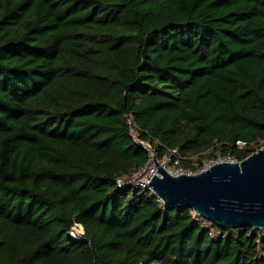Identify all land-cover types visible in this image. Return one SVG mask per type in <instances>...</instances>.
<instances>
[{"label":"trees","instance_id":"trees-1","mask_svg":"<svg viewBox=\"0 0 264 264\" xmlns=\"http://www.w3.org/2000/svg\"><path fill=\"white\" fill-rule=\"evenodd\" d=\"M130 117L185 172L262 149L264 0H0V264H264V230L118 187Z\"/></svg>","mask_w":264,"mask_h":264},{"label":"water","instance_id":"water-1","mask_svg":"<svg viewBox=\"0 0 264 264\" xmlns=\"http://www.w3.org/2000/svg\"><path fill=\"white\" fill-rule=\"evenodd\" d=\"M149 187L170 207L192 209L225 229L264 230V148L240 163L175 177L157 163Z\"/></svg>","mask_w":264,"mask_h":264},{"label":"built area","instance_id":"built-area-1","mask_svg":"<svg viewBox=\"0 0 264 264\" xmlns=\"http://www.w3.org/2000/svg\"><path fill=\"white\" fill-rule=\"evenodd\" d=\"M129 124H130V134L131 136L133 137V139L136 140V142L140 143L141 145H143L147 150L148 152L150 153V157L153 155V153H155L152 149H150V147L140 139V135L138 133V130H137V125L136 123L134 122L133 118L130 117V120H129ZM238 145L240 147H243L245 144L244 143H241L239 142ZM156 154V153H155ZM174 155L176 154V151H174L173 153ZM157 156V155H156ZM158 158V157H157ZM172 160V159H171ZM177 162V161H176ZM223 161H217L215 162V164L217 163H222ZM224 162H230V163H236V161L234 159H232L231 157L227 158L224 160ZM150 163H151V160L149 162V164L139 170L138 172H136L135 174H133L132 176L130 177H125V178H121V179H118L116 182H117V185L119 188L123 187V186H131V187H134L136 189H146L148 191H150L153 195H155L157 197V195L155 194V192L149 187V184L150 182L152 181L153 177L155 175H157L158 173V167H157V163H156V168H150ZM215 164L211 163L210 165H204V168L201 170V171H205L207 169H210L212 166H214ZM160 165V164H159ZM162 166V165H160ZM164 167V166H162ZM165 168V167H164ZM166 169V168H165ZM200 171V172H201ZM171 175L175 176V177H178V176H181V175H193L192 172H185L183 171L181 168H179L178 170L174 171V172H171L170 173ZM158 198V197H157ZM160 202L163 203V201L158 198ZM195 213V212H194ZM196 215V219H198V217L200 218L199 215ZM202 218V217H201ZM203 219V218H202ZM201 220V219H200ZM207 221V220H206ZM204 221L202 222V224L204 226H208L207 225V222ZM70 237L73 238V239H79L80 237L84 236L85 235V229H84V226L80 223H75L74 226L72 227L71 231H70ZM96 264V263H95Z\"/></svg>","mask_w":264,"mask_h":264},{"label":"rangeland","instance_id":"rangeland-1","mask_svg":"<svg viewBox=\"0 0 264 264\" xmlns=\"http://www.w3.org/2000/svg\"><path fill=\"white\" fill-rule=\"evenodd\" d=\"M219 160L224 162L225 158L222 157L221 155H218V160L217 161H219ZM217 161L206 159V160H204V165L206 164L208 166L211 163L215 164V162H217ZM157 162H158V164L164 166L169 173L174 172V171H176V170H178L180 168L179 165H178L179 162H172V160H171V158L169 156H167L163 161H160L157 158L156 154L153 153V155L151 156V163L149 165L150 168H156V163ZM194 174H196V173H194Z\"/></svg>","mask_w":264,"mask_h":264}]
</instances>
